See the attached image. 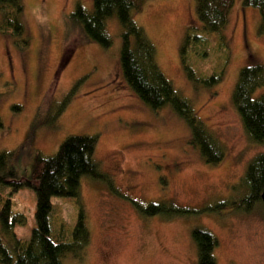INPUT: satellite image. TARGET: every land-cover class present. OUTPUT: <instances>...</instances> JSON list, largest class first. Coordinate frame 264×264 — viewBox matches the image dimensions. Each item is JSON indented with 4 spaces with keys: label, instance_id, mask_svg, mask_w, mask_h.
Wrapping results in <instances>:
<instances>
[{
    "label": "rangeland",
    "instance_id": "obj_1",
    "mask_svg": "<svg viewBox=\"0 0 264 264\" xmlns=\"http://www.w3.org/2000/svg\"><path fill=\"white\" fill-rule=\"evenodd\" d=\"M93 2L25 0L27 47L0 30V153H13L10 164L28 179L37 152L53 156L70 136H98L96 160L115 189L83 178L80 200L91 242L84 258L68 254L64 264H198L192 238L197 228L217 238V264H264V203L250 210L241 205L248 165L264 154V145L248 137L232 100L241 70L264 65L259 10L237 0L223 31L225 43L199 22L195 0H151L133 15L155 44L163 73L224 148L223 161L210 165L191 144L184 120L169 107L153 110L128 86L117 17L107 22L110 48L91 41L73 21L78 4L91 11ZM184 60L197 81L188 77ZM220 72L221 82L204 84ZM7 199L16 223L6 233L0 221V239L12 249L14 237L31 238L37 196L30 187L15 192L0 184V209ZM161 202L195 214L169 220L144 216L138 207ZM53 205V236L70 242L79 205L67 198H54Z\"/></svg>",
    "mask_w": 264,
    "mask_h": 264
},
{
    "label": "trees",
    "instance_id": "obj_2",
    "mask_svg": "<svg viewBox=\"0 0 264 264\" xmlns=\"http://www.w3.org/2000/svg\"><path fill=\"white\" fill-rule=\"evenodd\" d=\"M148 1L151 0H94L91 11L78 4L72 19L87 38L104 48H110L113 40L107 31V22L117 17L123 28L120 63L128 86L153 110L171 108L187 123L192 134L191 144L199 148L204 161L210 165H217L225 157L224 148L198 117L191 101L179 93L173 82L163 73L158 63L155 44L145 30L134 21L133 15L142 12ZM236 1L195 0L199 22L207 32L220 34L221 43L226 42L223 31L228 25ZM243 4L259 10L260 31L264 32V0H243ZM25 7V0H0L3 16L0 30L16 39L21 47L30 44L24 22ZM205 44L208 45L209 42ZM183 67L192 81L199 79L185 60ZM221 73L213 74L214 76L205 80L204 84L209 86L218 84L222 80ZM263 87L264 65L252 64L241 70L232 94L233 104L241 116L248 137L260 145H264V94H258V91ZM73 94L74 90L65 97L64 107ZM98 138L90 135H73L60 145L58 152L53 156H43L37 152L32 174L28 179H22L15 167L10 164L13 153H0V184L11 186L15 192L23 187H30L37 196L36 226L30 240L22 241L14 237L15 243L10 249L3 246L0 239V252L5 264H64V258L68 254L80 260L84 258L91 242V232L80 200L81 182L83 178H89L104 182L112 191L115 190L110 174L104 172L96 160ZM244 184L248 194L242 199L241 205L247 206L246 209L250 210L252 204L262 201L264 154L257 155L250 162ZM54 198L75 199L79 205V215L70 242L59 241V236L55 235L56 238L53 236L51 215L54 210ZM138 207L144 216H163L169 220L195 214L193 209L179 207L170 202ZM0 221L3 230L10 233L16 223L10 199L2 204ZM19 222L22 223L23 218H20ZM192 238L198 250V264H217L215 255L219 244L217 238L210 231L199 228L192 232Z\"/></svg>",
    "mask_w": 264,
    "mask_h": 264
},
{
    "label": "water",
    "instance_id": "obj_3",
    "mask_svg": "<svg viewBox=\"0 0 264 264\" xmlns=\"http://www.w3.org/2000/svg\"><path fill=\"white\" fill-rule=\"evenodd\" d=\"M261 199H262V201L264 203V189H263V192H262V195H261Z\"/></svg>",
    "mask_w": 264,
    "mask_h": 264
},
{
    "label": "bare ground",
    "instance_id": "obj_4",
    "mask_svg": "<svg viewBox=\"0 0 264 264\" xmlns=\"http://www.w3.org/2000/svg\"><path fill=\"white\" fill-rule=\"evenodd\" d=\"M152 108V107H151Z\"/></svg>",
    "mask_w": 264,
    "mask_h": 264
}]
</instances>
